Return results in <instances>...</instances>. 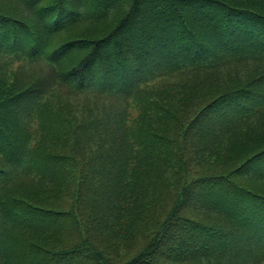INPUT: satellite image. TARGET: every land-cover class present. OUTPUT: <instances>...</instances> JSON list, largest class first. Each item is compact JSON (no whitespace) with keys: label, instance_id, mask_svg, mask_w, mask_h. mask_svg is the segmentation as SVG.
Here are the masks:
<instances>
[{"label":"trees","instance_id":"obj_1","mask_svg":"<svg viewBox=\"0 0 264 264\" xmlns=\"http://www.w3.org/2000/svg\"><path fill=\"white\" fill-rule=\"evenodd\" d=\"M122 11L107 33L76 37ZM18 60L48 72L18 81ZM255 62L264 69L256 0H0V264H264V142L198 163L264 115V74L195 112L173 86L151 88ZM60 90L89 102L34 133ZM130 98L144 105L134 131Z\"/></svg>","mask_w":264,"mask_h":264},{"label":"rangeland","instance_id":"obj_2","mask_svg":"<svg viewBox=\"0 0 264 264\" xmlns=\"http://www.w3.org/2000/svg\"><path fill=\"white\" fill-rule=\"evenodd\" d=\"M256 1L260 6H264V0ZM13 5H15V3H13ZM124 11L119 12L116 15L114 21H112L113 19L107 18L106 20L93 24H89L88 22L82 23L80 27L76 30V37H93L107 33L110 30L109 28L112 26V24L115 23L121 15H123ZM57 40L59 41L60 39ZM26 63L27 62H20L18 60L17 62L11 61L8 65L9 72H15L18 81H30L32 79L44 78L46 76L45 73H47L48 70L44 66H28ZM244 64L245 63L229 64L226 68H224V72L212 71L211 73H209L207 71H203L195 73L194 75L191 74L179 77L181 74L180 72L168 77L165 76L164 78L156 77L151 81V83H157H155L151 88H153V90H156L155 98H158L159 91H161L163 88L173 86V88H171V90L169 91L168 95L172 97L176 96L175 98H183L184 100L182 102V107L186 110H192L195 112L197 110H200V108L203 105L207 104V102H210L211 99H213V96L216 91L219 90V88L226 89L228 88L227 86H229L230 84L232 86L238 83L243 84L244 86L245 84L249 83L252 80L258 79L264 74V69L260 67V64H257L256 62L251 64ZM191 69H193L192 66L188 65L187 68L183 70V74L189 73ZM177 85L180 86L181 90L178 89ZM261 85L263 86L264 91V83H262ZM176 90H178L179 92H176ZM60 91H63L64 95L60 96V92L57 91L58 93L55 92L54 94L55 98H53V96L51 97V95L45 98V101H47L46 104L48 105L42 115H40V112H38L36 118H34V126L32 128V131L34 133L37 132V129L41 128L43 130V122L48 123L49 117L58 118L60 116H64L68 113V110L75 112L77 115H80V107L83 104H87L89 102V97L84 98L74 94H68L64 90ZM166 93L167 92H165V94ZM145 96L146 93L144 92V94L142 95L143 101L145 99ZM110 101L111 102H108L103 98L100 103L103 102V106L106 103L107 107L114 109H118L120 107L119 105L114 104L113 100ZM126 103L128 107H126L127 115L125 116H127V120L125 122V125L127 126L126 128L134 131L135 126H137L136 123L139 119V116L143 111L144 105L139 103V101L135 100L134 98L128 99ZM105 106L103 107V109L105 108ZM181 110L184 112L183 109ZM101 113L103 115V110ZM221 118L223 117H220L219 119ZM220 133L223 132H218L216 134ZM247 136H249L250 138L246 139L245 137ZM41 137L42 133L39 131L37 134V141L41 140ZM256 138L260 140L259 142H264V115H258L247 120H241L238 124L234 126V129L232 131H230L227 135H224V138L220 143L219 149H217L218 147L213 142H211L208 145L210 146V151L203 154L202 156L199 155L198 163L203 167H209L214 165L220 166L222 162L221 160L217 159V156L220 155V152L224 154L235 150L246 152L253 145ZM98 142L102 143L103 141ZM194 155L189 154V158L191 159V157ZM242 180L244 181L245 179ZM251 182L253 183V185L256 184V180H251ZM257 185H261L262 187H264V180L258 181ZM141 238L142 236L139 235L138 239ZM137 245L140 244L137 243Z\"/></svg>","mask_w":264,"mask_h":264}]
</instances>
